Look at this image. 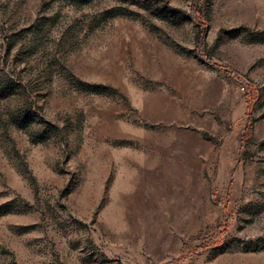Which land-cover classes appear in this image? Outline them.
<instances>
[{"label": "rangeland", "instance_id": "1", "mask_svg": "<svg viewBox=\"0 0 264 264\" xmlns=\"http://www.w3.org/2000/svg\"><path fill=\"white\" fill-rule=\"evenodd\" d=\"M0 264H264V0H0Z\"/></svg>", "mask_w": 264, "mask_h": 264}]
</instances>
